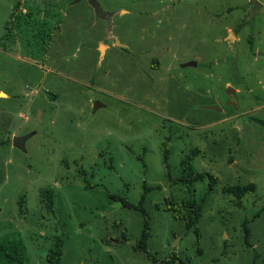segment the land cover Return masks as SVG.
<instances>
[{
  "label": "rangeland",
  "instance_id": "374dc122",
  "mask_svg": "<svg viewBox=\"0 0 264 264\" xmlns=\"http://www.w3.org/2000/svg\"><path fill=\"white\" fill-rule=\"evenodd\" d=\"M98 2L0 0V264H264V0Z\"/></svg>",
  "mask_w": 264,
  "mask_h": 264
},
{
  "label": "trees",
  "instance_id": "16d2710c",
  "mask_svg": "<svg viewBox=\"0 0 264 264\" xmlns=\"http://www.w3.org/2000/svg\"><path fill=\"white\" fill-rule=\"evenodd\" d=\"M30 16H31V13H29L27 11L26 12H20L18 18L16 20L13 19L12 23H14L13 25L16 24L17 27L19 26L20 29H25L27 31H35L36 29L37 30L39 29V31L42 33V38H40L41 43H46L47 38H48V34H49V32H48L49 26L47 25L48 20L46 19V17L38 19V17H36V16H33V18H30ZM260 122L264 124V119H261ZM190 155H193V154H190ZM202 176H203V174L198 173L196 176L193 177L192 180H199V179H201L200 177H202ZM182 179H184V178H182ZM253 186H254V184H239L238 183V184H235V186H230L227 189V191L233 192L234 194H236L240 198L243 196L244 192H246L249 188H251ZM43 195H44L45 202L50 203L53 201V196H54L53 192L46 190V191H44ZM144 199H145V196H142L141 203L144 201ZM123 204L129 208L135 207V204L129 202L128 200H124ZM194 217H195V219H194ZM194 217L188 221V226L194 225L195 222L198 220L199 212L197 209L194 212ZM148 221H149L148 218H146L145 224L143 226L142 238H141V240H139L137 242V245H138L137 247H139L142 251H146L147 240H148V237L150 235ZM0 248L3 250L2 246H0ZM3 252L8 256V258L12 257L11 254H8L5 251H3ZM62 254H63L62 245L60 244L59 241H57L56 242V248H54L51 251V253L48 254V257H47L48 264H58ZM154 258L157 259L156 257H154ZM164 264H166V263H164Z\"/></svg>",
  "mask_w": 264,
  "mask_h": 264
},
{
  "label": "water",
  "instance_id": "95a60500",
  "mask_svg": "<svg viewBox=\"0 0 264 264\" xmlns=\"http://www.w3.org/2000/svg\"><path fill=\"white\" fill-rule=\"evenodd\" d=\"M78 1H80V0H74V2H78ZM88 1L98 12L100 10H102V7L100 6L98 0H88ZM189 64L195 65L196 61H189V62L184 63L183 65H189ZM230 89H231L230 91L235 92L234 89H232V88H230ZM96 106H98V103L95 104V107ZM32 134L33 133H28V134H25V135L15 136L13 138V144L15 146H18L21 149H25V140L28 139Z\"/></svg>",
  "mask_w": 264,
  "mask_h": 264
},
{
  "label": "flooded vegetation",
  "instance_id": "af4514ba",
  "mask_svg": "<svg viewBox=\"0 0 264 264\" xmlns=\"http://www.w3.org/2000/svg\"><path fill=\"white\" fill-rule=\"evenodd\" d=\"M97 12H98V11H97ZM99 12H100V14H101V13H102V10H100ZM247 22H248V21H246L244 24H246ZM157 59H158V58H157Z\"/></svg>",
  "mask_w": 264,
  "mask_h": 264
}]
</instances>
